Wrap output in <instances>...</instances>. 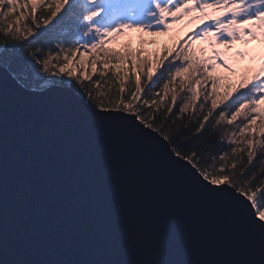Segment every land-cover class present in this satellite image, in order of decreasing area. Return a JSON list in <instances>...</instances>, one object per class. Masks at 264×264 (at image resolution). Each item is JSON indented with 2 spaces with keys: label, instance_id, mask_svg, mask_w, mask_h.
<instances>
[{
  "label": "water",
  "instance_id": "obj_1",
  "mask_svg": "<svg viewBox=\"0 0 264 264\" xmlns=\"http://www.w3.org/2000/svg\"><path fill=\"white\" fill-rule=\"evenodd\" d=\"M59 87L0 69V264H264L259 230L170 145Z\"/></svg>",
  "mask_w": 264,
  "mask_h": 264
},
{
  "label": "snow or ice",
  "instance_id": "obj_2",
  "mask_svg": "<svg viewBox=\"0 0 264 264\" xmlns=\"http://www.w3.org/2000/svg\"><path fill=\"white\" fill-rule=\"evenodd\" d=\"M6 2L11 6L9 11H12L20 0H6ZM28 2L29 0H24V7H27ZM4 3L5 0H0V5ZM31 5L33 12L41 7L49 9L50 15L43 21V25L48 26L50 22L56 20L53 27H62L63 34L73 40L74 44L71 48H60V51L54 54L51 39L55 37L51 36L48 27L36 24V28L40 29L39 32L29 28L27 34H24L19 28L14 29L13 25H8L5 29H0L6 31L8 35V39L3 42L7 46L0 45V69L21 86L24 82L39 86L40 81L44 83L51 81L52 85H59V88L69 92L86 105L92 116L107 123H121L149 139L163 143L167 149L171 145L170 156L177 157L179 161H187L186 164L184 163L185 166L203 191L211 197L233 202L250 219L264 239V187L253 188L258 178L257 174L264 177V140L257 139V135L264 137V107H261L264 105V56L259 58L260 62L255 69L239 77L236 83L228 85L223 91L219 90L221 77L213 75L216 68L226 72L233 71L227 53L221 49H232L237 41L248 44L249 41L258 40L264 44V0H31ZM185 16L189 17L188 23L195 24L196 30L176 39L170 47L163 48L159 58L154 60L153 67L147 70V79L142 81L140 75L136 76L135 91L132 93L133 100L139 99L143 85L149 81L152 82L148 88L151 92L156 83L164 80L163 73L167 72L168 78L164 80L161 88V92L171 93V103L164 105L166 115L173 111V105L177 103L181 91L186 89L190 95L182 98L183 103L179 104L177 115L194 108L197 98L203 94L204 101L210 100L211 106L207 107L206 112H198L197 117L202 118L193 117L194 123L183 129L179 124L173 127L168 120L158 124L151 114L141 110V105L133 107L131 102L121 101L113 104L112 107H107L88 84L79 80L77 82L80 86L77 88L70 79L47 80L41 75V73L49 75L64 73L67 64L61 67L59 72H53L52 69L57 65L52 64L50 68L51 61H58L62 53H67L64 55V60L67 61L71 54H80V47H83L86 53L92 49L102 52L103 63L106 65L110 60L115 59L118 61L115 65L118 69L134 60V64L130 67H135L137 72H141L148 61L140 58L139 50L133 52L129 49L121 52L105 48V45L121 32L130 29L138 32L154 30L157 34H167L170 26ZM7 18L8 12H0V23ZM45 40L48 48L46 52L41 47L35 46L37 43H44ZM197 42L207 46L198 49L199 55L193 48ZM147 43L152 44L153 41L149 40ZM16 50L18 54H15ZM9 53L14 54L9 55ZM245 55L243 51L235 52L237 57L243 58ZM166 64L167 67H163ZM162 67L163 70L160 71ZM157 72L159 75L154 80L153 77ZM66 75L71 78L73 72L69 70ZM85 78L90 79V77ZM209 81L211 91L205 88ZM244 89L247 91H242ZM120 91L123 93L124 88L122 87ZM235 93H239V96L231 103L225 104ZM155 95L159 96L160 100H164L160 92ZM144 103L147 104L148 101L145 100ZM151 103L156 105V99ZM219 105H225L228 109L234 108L230 118H227L228 125H232L241 115H245L247 119V123L238 126V131L233 132L231 136L223 137L231 144L243 145V148L233 147L232 154H237L239 151L247 152V160L241 162L238 171L233 165L230 174L216 170L215 162L209 165L206 158L203 161L198 160L197 156L203 157L204 152L195 150L200 147L198 141L207 127L206 122L213 117L214 110ZM200 108H206V103H201ZM225 119L226 112L219 111L212 128L221 125ZM246 130H250L247 136ZM257 153L261 156L259 166L254 162ZM226 158L227 154L221 155L219 160L224 161ZM210 167L213 169L211 172Z\"/></svg>",
  "mask_w": 264,
  "mask_h": 264
},
{
  "label": "trees",
  "instance_id": "obj_3",
  "mask_svg": "<svg viewBox=\"0 0 264 264\" xmlns=\"http://www.w3.org/2000/svg\"><path fill=\"white\" fill-rule=\"evenodd\" d=\"M11 6L7 4L6 0L3 5H0V12H8V18L7 20L3 21V23H0V29H5L8 25H13L14 29L19 28V30L27 34V30L29 28H32L35 32H39L40 29L36 28V24H40L41 27H48L50 29L51 36L55 37L51 39V47L54 50V54L56 52L60 51V48H71L74 44V41L71 39H68L66 35L63 34V28L62 27H53L56 24V20H53L50 22L48 26L43 25V21L47 18L48 15H50V10L46 7H41L37 9L35 12H33L31 0H29L27 7H24V0H20V3L17 4V6L12 10L9 11V8ZM35 17V23H33V18ZM195 29V25H191L187 22H184L180 25H176L174 28H170V31L165 34V41L163 42V46L160 47V49L155 50L152 52V54H147L142 51H140L136 47H132V45L124 44L122 46L118 47H112V44H106L105 48H111L116 51H125V50H132L133 52L136 50L140 51V58L141 59H147L148 64L146 67H142L141 72H137L135 67H130L131 64H134V60L130 61L129 63L124 64V67L117 71L113 72L111 69H104L103 66H106L105 63H103L104 56L103 53L99 50L92 49L89 52H85V49L83 47H80V54H71L69 56L72 57L74 55H87L93 58L97 65L99 66V72L93 76L91 79H84L80 78L78 75H73L71 79V83L76 85L77 88H79L80 84L77 82L78 80L80 82H83L84 84H88L93 90L94 94L97 95L101 100H103L107 107H112L113 104L123 102V103H129L131 102L133 104V107L137 105H141V110L143 112L151 114L156 120L158 124L163 123V120H168L170 124H172L173 127H175L177 124L183 129L187 125H191L194 123L193 117H197L198 112H206L207 107L211 106V101L205 102L203 99V94L197 98L196 105L194 108L189 109L185 113L179 112V104L183 103V97L189 96L190 93L185 89L179 93L178 101L175 105H173V111L171 113H166V108L164 107L165 103H171V93L165 94L164 92H161V88L163 86L164 80L168 78L167 72L163 73L164 80H160L158 83H156L155 87L152 88L151 92L148 91L149 86L152 84L151 81H149L147 84L143 85V91L140 94V98L137 100L132 99V93L135 91V78L137 75L141 76V80L144 81L147 79L146 72L148 69H151L154 64V60L159 58L160 52L165 47H170L172 43L176 39H180L184 37L186 33H189L190 31ZM8 39V35L6 31H0V45L7 46L3 44V42ZM29 39H32V37H29ZM87 39V38H84ZM44 43H37L36 47H41L45 52L48 50L47 41H43ZM81 43H83V40H81ZM59 46V47H57ZM200 47H207L206 44L202 42H197L193 45L194 50L196 51V54L199 55L198 49ZM14 53H9V55H12ZM18 54V50H16V53ZM207 52L205 53V55ZM64 55H67V53H62L60 56V59L53 60L50 63V68L52 64H56L57 67L55 69H52L53 72H56L65 62ZM230 54H228L227 57H229ZM117 64L118 61L115 59L110 60L107 65L111 64ZM257 63L251 62V60H245L242 63V66L239 68V70L232 71L235 72V74L228 78V82L226 84L223 83L224 75L225 73H228L224 71L221 68H216L213 72V75H218L221 77V84H220V91L225 90V88L230 85L236 83L239 77L244 75L245 73L249 72L252 69H255L257 67ZM163 67H167V64ZM163 67L160 71L163 70ZM101 72H103V75H101ZM45 77V79L50 76L49 74L41 73ZM159 75V72L156 73V75L153 77L155 80L157 76ZM227 79V78H225ZM227 81V80H226ZM44 81H40L42 84ZM97 82H99V86H97ZM40 84V85H41ZM39 85V86H40ZM23 86L27 89H37L39 86H37L35 83L31 82H24ZM124 88V92L121 93L120 89ZM207 91H211V82L205 86ZM203 92V90H201ZM242 91H247V89H244ZM160 92L161 96H164V100H160L159 96H156L155 93ZM237 96H239V93H235L228 101L225 102V104H229L232 102L233 99H235ZM153 99H156L157 104L153 105L151 101ZM147 100L148 103L145 104L144 101ZM243 102V101H241ZM206 103V108L201 109L200 104ZM261 107H264V105H261ZM224 110L226 112V119L221 122V125H217L215 129L212 128V125L215 124V119L219 116V111ZM231 111H234L233 109H228L225 107V105H219L216 110H214L213 117H210V120L206 122V129L203 131L201 135V139L198 141L200 147L195 149L197 152L203 151L204 156L200 157L197 156L198 160L203 161V159L208 160L209 165H213L215 162V169L218 171H222L224 174H230V171L232 169V166L235 165L237 171L240 168V164L242 161L247 160V152L246 151H239L237 154H232L231 149L233 147L243 148L242 144H231L227 138H223L226 135L231 136L233 132L238 131V126H243V123H247V119L245 115H241L237 118L236 121L233 122L232 125L227 124V118H230ZM247 111V110H245ZM202 118V117H197ZM194 131V129H192ZM191 136V132L188 133ZM250 134V130H246V136ZM233 139H239L238 137H233ZM257 139L264 140V137H260L257 135ZM181 143H185V141H180ZM171 146V145H170ZM172 148V146H171ZM187 150V148L185 149ZM227 154V158L224 161H220L219 157L221 155ZM261 159V156L259 153L254 157V162L259 166V160ZM213 169L210 167L209 171L211 172ZM256 182L253 184V188H261L264 187V177L259 176V173L257 174Z\"/></svg>",
  "mask_w": 264,
  "mask_h": 264
},
{
  "label": "rangeland",
  "instance_id": "obj_4",
  "mask_svg": "<svg viewBox=\"0 0 264 264\" xmlns=\"http://www.w3.org/2000/svg\"><path fill=\"white\" fill-rule=\"evenodd\" d=\"M209 11L211 12V10ZM188 19L189 17L185 16L181 18V20L176 21L174 24H172L170 28H174L176 27V25H180L186 21L188 22ZM149 40L153 41V43L148 44L147 41ZM164 41H165V34H157L154 30L138 32L135 29H130V30H125L121 32L109 44H112V47H118V46L123 47L124 44H128V45L131 44L132 47H136L144 53L152 54L153 51L158 50L160 49L161 46H163ZM221 51L226 52L227 56L228 54H230L229 57H227L228 62L230 66L232 67L233 71H236V70H239V68L242 66L243 61L245 60H251V62L259 64L260 62L259 58L261 56H264V44H262L258 40L249 41L248 44H242L239 41H237L233 45L232 49H221ZM236 51H243L246 53V55L243 58L237 57L235 56ZM65 64H67L68 67L65 69L64 73H61L60 75H50L46 79L47 80H60V79L69 80L70 79L71 80L72 77L69 78L66 75V72L69 70L73 72V75H76V76L78 75L80 78H84V79H86L85 77H90L91 79L93 76H95L99 72V66L97 65L96 61L87 55H81V56L74 55L70 57L67 61H65L61 67H63ZM115 65L116 64L114 63L111 65L103 66V68L111 69L113 72H117L124 67V65H122L121 68L118 69L115 67ZM60 68L56 72H59ZM234 74L235 72L225 73L223 83L226 84V82H228V78H231ZM52 86H59V85H52L51 81H49L48 83L43 82L37 89H32V90L42 91Z\"/></svg>",
  "mask_w": 264,
  "mask_h": 264
}]
</instances>
